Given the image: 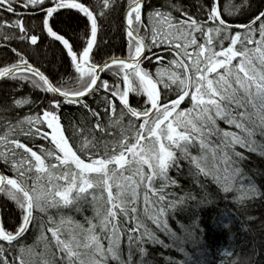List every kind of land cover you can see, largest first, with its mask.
<instances>
[{
	"label": "snow or ice",
	"instance_id": "1",
	"mask_svg": "<svg viewBox=\"0 0 264 264\" xmlns=\"http://www.w3.org/2000/svg\"><path fill=\"white\" fill-rule=\"evenodd\" d=\"M116 9L117 0H0V47L14 54L0 60V83L15 85L0 112L16 113L0 116V194L18 213L0 219V264H202L165 251L178 242L207 247L214 226L232 236L217 253L231 255L235 218L226 210L206 224L188 215L193 206L207 210L223 197L246 215L264 201L255 179L264 171L243 167L246 153L264 157V5L119 0V56L102 52ZM244 10L246 22L227 18ZM54 44L74 70L59 81L28 52ZM153 61L154 71L144 66ZM25 85L43 95H16ZM66 106L78 107L79 123L64 122ZM182 177L198 191H184ZM85 205L93 214L83 222L63 214ZM52 208L58 220L37 215ZM30 229L36 236L26 244ZM255 251L231 264H254Z\"/></svg>",
	"mask_w": 264,
	"mask_h": 264
},
{
	"label": "trees",
	"instance_id": "2",
	"mask_svg": "<svg viewBox=\"0 0 264 264\" xmlns=\"http://www.w3.org/2000/svg\"><path fill=\"white\" fill-rule=\"evenodd\" d=\"M149 3L154 4L156 7H160V5L165 3V0H148ZM181 3L191 6L198 5L201 0H180ZM231 2L239 4L241 0H231ZM252 4L253 10L264 5V0H250ZM220 4L222 8H225L229 4V0H220ZM191 11H195L194 8H190ZM247 10H244L242 13H237L234 16L227 17L231 23L238 24L242 22H246ZM104 23V22H102ZM121 18H120V10H119V0H117V9L112 11L107 18V22L105 23L104 30L101 33V36L104 41L107 43L102 45V52H107L108 54H115L117 56L126 52V37L122 36V28H121ZM76 23L74 22V27ZM79 28H83V21L79 22ZM12 47H20L23 48L24 45L19 44V42L13 41ZM153 51H157L154 49ZM29 55L32 57L34 61H37L41 64L42 70H46V74H51L50 78L59 81L61 76L69 77L73 74L74 70L70 67V62L64 58L60 53V46L58 44L52 45L50 48L43 49L39 56L30 49L28 50ZM13 53H11L10 49L0 47V60L11 59L13 57ZM99 58V57H98ZM145 67H149L150 70L154 71L156 62L153 61L151 65L147 62L144 65ZM103 78L109 79L111 81L110 74H104ZM69 87L73 85L69 82ZM15 88V85L12 84L11 81L7 83H0V102H3L5 98V93H8V98L10 99L12 96L11 89ZM25 93H30L33 99H36L43 95L38 90H33L29 86L25 85V87L21 89H16V95H23ZM138 97L135 94H130V102L133 106L136 105ZM98 103V100L93 97L87 98V103L91 106L95 107V103ZM20 115H23L27 109L17 110ZM11 115L15 117L16 113H3L0 112V116ZM62 116L64 118V122L67 123L69 119L75 120L79 123L81 119V112L77 106H66L62 109ZM2 123V121H0ZM221 126L224 125L221 123ZM99 136V133H96ZM37 143H45L44 141H37ZM248 155V160L244 162L243 167L246 169H251L253 173H259L260 171H264V157L259 154L254 153H246ZM2 167V166H0ZM171 175H175L174 170L170 173ZM256 182L258 184L264 183V177L260 175L255 176ZM181 183L184 188V191L193 190L198 191L196 185L192 184L191 179L189 177H182ZM214 187V186H213ZM177 194H181L180 190L173 189ZM230 212L234 218V227L232 228V234H237L235 239L236 248L235 251L231 253V255H223L217 253L216 247L221 243H228L229 240L232 239L231 236L225 237L224 233L220 231V229L210 226L208 231V236L205 241L207 247L198 248L193 245L191 242H185L180 244L178 242L179 247L169 249L165 251L166 255L173 256L176 260L184 261L187 260L188 257H192L193 261L199 260L202 264H231V260L237 257L239 254L240 257H243L247 252L251 254V249L253 245L256 246L255 254L252 255V261L254 264H264V248H261V245H264V224L261 223L264 220V201L257 200L251 204V206L247 209V214L242 215L241 212H238L233 204L229 200L220 198V200L214 204L211 208L207 210H199L193 206L192 212L188 215L195 214L196 216L201 217V219L206 224L211 223V218L215 216L218 212ZM243 211V210H241ZM54 216L57 220L60 218V214L57 209L52 208L48 210V213H37L38 216H44L47 218V215ZM63 214L71 215L76 220H80L83 222V216H91L92 209L90 206L85 205L83 208V212H76L75 210L69 211L67 209L63 210ZM18 215L17 212L14 211V205L11 201L6 200L3 194H0V219H3L4 222L10 223L16 219ZM253 218V219H249ZM187 222V220H185ZM228 221L225 220V223ZM242 226L248 229L247 234L242 230ZM210 233L212 236H210ZM50 235V234H49ZM36 231L34 229H30L26 234L24 242L26 244H32L35 239ZM166 239V238H165ZM247 245V247H244ZM182 247L184 249L183 252L179 250ZM39 251V248L36 249ZM185 252L188 254L185 255Z\"/></svg>",
	"mask_w": 264,
	"mask_h": 264
},
{
	"label": "bare ground",
	"instance_id": "3",
	"mask_svg": "<svg viewBox=\"0 0 264 264\" xmlns=\"http://www.w3.org/2000/svg\"><path fill=\"white\" fill-rule=\"evenodd\" d=\"M96 104H97V102L95 103V106H96ZM232 235H234V236H237V234H232ZM210 236H212V234L210 233ZM232 237V236H231Z\"/></svg>",
	"mask_w": 264,
	"mask_h": 264
}]
</instances>
